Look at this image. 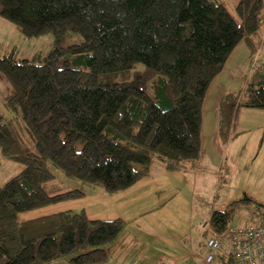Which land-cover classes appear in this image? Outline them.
Instances as JSON below:
<instances>
[{
  "label": "trees",
  "instance_id": "trees-1",
  "mask_svg": "<svg viewBox=\"0 0 264 264\" xmlns=\"http://www.w3.org/2000/svg\"><path fill=\"white\" fill-rule=\"evenodd\" d=\"M236 12L219 0H0V15L25 37L52 33L55 41L45 58H0L7 107L28 138L0 119V152L23 166L0 188V264H105L124 231L121 218L70 210L20 220L85 196L80 189L49 195V165L108 194L147 177L154 158L168 171L198 166L209 87L241 43L250 61L264 50V0H240ZM72 33L83 42L64 47ZM241 91L236 102L233 93L221 101L226 133L240 108L264 109V73ZM242 202L254 201L245 196L212 212L209 238L259 225L264 204L256 203L255 224L229 229Z\"/></svg>",
  "mask_w": 264,
  "mask_h": 264
},
{
  "label": "rangeland",
  "instance_id": "rangeland-1",
  "mask_svg": "<svg viewBox=\"0 0 264 264\" xmlns=\"http://www.w3.org/2000/svg\"><path fill=\"white\" fill-rule=\"evenodd\" d=\"M219 1L237 18L236 8L240 0ZM81 42L82 35L72 33L65 37L63 46ZM54 43L52 33L35 38L25 37L16 24L0 15V58L11 55L17 61H33L37 55L45 58L52 51ZM262 53L261 56H253L246 63L237 56L240 55L238 52L225 70L226 80L221 83V76L213 84L211 89L215 92L210 94L204 107L201 132L203 153L197 167L186 164L168 171L163 161L154 158L147 177L125 191L108 194L100 186H84L49 165L55 175V179L45 185L49 195L80 189L85 192V196L22 213L20 220L69 210L75 213L85 212L93 219H109L119 212L126 220L122 219L125 228L127 221L130 220L134 227L139 220L142 229V233L138 234L139 240L135 235L131 237L135 244H146L145 249L151 257L157 247L167 256L189 254L193 246V250H199L211 236L209 222L212 212L223 210L231 202L245 196L254 202H242L245 207L239 208L234 214L229 229L255 224L256 219L252 214L257 208L256 203L264 204V109L240 108L230 133H226L221 127L217 129L211 116L214 107H217V93L223 92V87L233 91L236 102L240 90L244 92L249 83H253L260 73H264V50ZM59 66L62 67L63 64L60 63ZM8 95V84L0 77V119L3 123L11 124L28 141L27 134L22 131L23 123L7 107ZM242 97L244 96L239 98ZM230 100L231 97H228V104ZM22 168L21 164L5 159L0 152V188L19 174ZM151 232L162 236L164 241L153 247ZM202 250L201 247L199 251ZM128 253L131 263L135 259L136 250L130 248Z\"/></svg>",
  "mask_w": 264,
  "mask_h": 264
},
{
  "label": "crops",
  "instance_id": "crops-1",
  "mask_svg": "<svg viewBox=\"0 0 264 264\" xmlns=\"http://www.w3.org/2000/svg\"><path fill=\"white\" fill-rule=\"evenodd\" d=\"M263 39H264V37H263ZM238 52H240V55H237V56H239L243 61H245L246 63H248L250 61L249 56L251 54V50L245 43H241L234 50V52L231 54V56L229 57L223 72L213 81V83L211 84V86L209 87V89L207 91V95H206L205 102L203 105V120H204V115H205L204 107L206 106L207 99L209 98L210 94L215 92L214 90L212 91V89H211L213 84L215 82H217V80H219V78L221 76H222L221 77V83H223V81L226 80V76L224 77L225 72H226L225 70H227V68H228L227 66L229 65L230 61L233 60V58L236 56V54ZM236 61L237 60H235V62ZM230 85L231 86L233 85L232 82ZM230 93H233V91H230L228 87H223V92L220 91L219 94L217 93V99H216L217 100V107L216 106L214 107L213 112H212V116H211V121H213L215 123V125L217 124V126H216L217 129H219V127H220V104H221V101L226 95H228ZM203 123L204 122H202V125H203ZM111 217L112 218H109V219L121 218V219L125 220L123 217V214H121L119 212L114 213ZM127 229H129L128 232L126 231ZM232 229H234V228H232ZM130 230H132V231H130ZM139 233H142V229L140 227L139 220L136 222V225H134V227H132V225L130 224V220L127 221V226H126L125 230L123 231V233L121 234V236L119 237V239L114 244L109 246V248H108L109 260L105 264H193L196 262V260L197 261L199 260V258L197 259L195 257L196 253H198V252L204 253L202 251H199L201 249L202 245L200 246L199 250H193L194 249V246H193L190 250L191 252L189 254L185 253V254H183V256H172V255L167 256L166 254L161 253L157 247L155 254H152L153 256L151 257L150 255L147 254V250L145 249L146 244L143 245V244H138V243L135 244L134 243L131 235L137 236V239L139 240V236H138ZM151 236H152L153 247H155V245L164 241L163 237L158 235V234L152 233ZM130 248H134L136 250L135 259L131 263L129 262L130 253H128V250ZM215 264H226V263L222 258H219L215 262Z\"/></svg>",
  "mask_w": 264,
  "mask_h": 264
},
{
  "label": "built area",
  "instance_id": "built-area-1",
  "mask_svg": "<svg viewBox=\"0 0 264 264\" xmlns=\"http://www.w3.org/2000/svg\"><path fill=\"white\" fill-rule=\"evenodd\" d=\"M258 224L228 235L213 233L203 246L205 252L196 253L199 260L193 264H215L219 254L229 264H264V219H259Z\"/></svg>",
  "mask_w": 264,
  "mask_h": 264
}]
</instances>
